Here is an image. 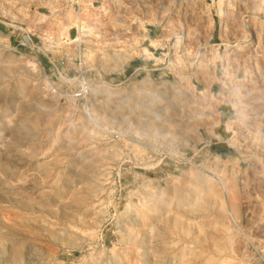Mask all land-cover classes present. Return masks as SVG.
<instances>
[{
	"label": "rangeland",
	"instance_id": "obj_1",
	"mask_svg": "<svg viewBox=\"0 0 264 264\" xmlns=\"http://www.w3.org/2000/svg\"><path fill=\"white\" fill-rule=\"evenodd\" d=\"M81 4L0 0V264H264V0Z\"/></svg>",
	"mask_w": 264,
	"mask_h": 264
},
{
	"label": "crops",
	"instance_id": "obj_2",
	"mask_svg": "<svg viewBox=\"0 0 264 264\" xmlns=\"http://www.w3.org/2000/svg\"><path fill=\"white\" fill-rule=\"evenodd\" d=\"M92 1H93V6H103L104 9H108L110 13L109 15H111V18L113 19H116L118 16H120V14L127 15L132 5L142 4V0H92ZM144 13H145V10L142 9L139 13L140 14L139 19H142L144 17ZM144 18H145V23L147 24V26H151V27H148L149 37L146 40L147 45H145L144 48H146L149 52L152 53L153 50L151 48L158 49V47H160V45H157L154 43L157 37L156 38L153 37L151 33L153 31V27H155L156 24H154L153 22H148L146 17ZM69 36L73 38L74 36L73 31H69ZM230 111H231L230 108H227L225 115L230 113ZM227 118H228V115H227Z\"/></svg>",
	"mask_w": 264,
	"mask_h": 264
},
{
	"label": "built area",
	"instance_id": "obj_3",
	"mask_svg": "<svg viewBox=\"0 0 264 264\" xmlns=\"http://www.w3.org/2000/svg\"><path fill=\"white\" fill-rule=\"evenodd\" d=\"M77 8H78V13H81V0H74ZM77 30L79 31V29L77 28ZM23 38L22 40L18 41V44L20 45H29V46H37L36 41L34 40L32 34H30L29 32H24L22 34ZM78 51H77V55L75 56H65V57H61L59 59H52L50 58V64H84L85 62V48L83 47V42L79 41L78 42ZM90 90V86L87 80H83L80 84V87L74 92L75 96L77 97H85L88 95ZM113 133H117V130H113Z\"/></svg>",
	"mask_w": 264,
	"mask_h": 264
},
{
	"label": "bare ground",
	"instance_id": "obj_4",
	"mask_svg": "<svg viewBox=\"0 0 264 264\" xmlns=\"http://www.w3.org/2000/svg\"><path fill=\"white\" fill-rule=\"evenodd\" d=\"M225 13H226V8L223 7V9H222V15H224ZM161 39H162V38H161ZM159 41H160V38H159V40H155L154 42H155V43H158ZM162 41H163V40H162ZM162 41H161V42H162ZM161 42L158 43V45H159V44H162Z\"/></svg>",
	"mask_w": 264,
	"mask_h": 264
}]
</instances>
